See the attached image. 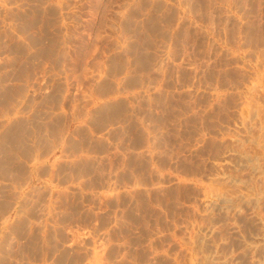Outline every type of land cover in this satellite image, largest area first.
Wrapping results in <instances>:
<instances>
[{"label":"crops","instance_id":"obj_1","mask_svg":"<svg viewBox=\"0 0 264 264\" xmlns=\"http://www.w3.org/2000/svg\"><path fill=\"white\" fill-rule=\"evenodd\" d=\"M262 93L264 0H0V264H122L121 197Z\"/></svg>","mask_w":264,"mask_h":264},{"label":"rangeland","instance_id":"obj_2","mask_svg":"<svg viewBox=\"0 0 264 264\" xmlns=\"http://www.w3.org/2000/svg\"><path fill=\"white\" fill-rule=\"evenodd\" d=\"M248 137L182 150L179 163L176 150L155 156L169 170L121 197L122 264H264V104L249 108Z\"/></svg>","mask_w":264,"mask_h":264},{"label":"bare ground","instance_id":"obj_3","mask_svg":"<svg viewBox=\"0 0 264 264\" xmlns=\"http://www.w3.org/2000/svg\"><path fill=\"white\" fill-rule=\"evenodd\" d=\"M5 106H6V104H5ZM5 106H3V107H5ZM75 153V152H74ZM72 170V169H71ZM62 179V178H61ZM75 180V179H74ZM77 180V179H76ZM71 183V182H70ZM82 184V183H81ZM70 193V192H69Z\"/></svg>","mask_w":264,"mask_h":264}]
</instances>
